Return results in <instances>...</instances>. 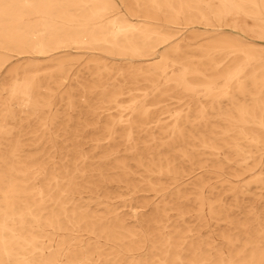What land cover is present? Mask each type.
Instances as JSON below:
<instances>
[{"label": "bare ground", "instance_id": "obj_1", "mask_svg": "<svg viewBox=\"0 0 264 264\" xmlns=\"http://www.w3.org/2000/svg\"><path fill=\"white\" fill-rule=\"evenodd\" d=\"M121 1L129 17L114 0H0V77L20 69L7 89L15 107L33 105L39 96H56L67 79L70 55L82 50L118 57L125 69L92 55L94 79L90 84L76 81L79 96H100L102 102L117 106L123 93L121 86L108 85L112 76L136 85L129 86L124 108L131 118L109 119L108 126L93 128L89 153L82 144L63 146L58 160H50V170L44 171L19 159L20 140L4 145L0 264H75L76 257L53 249L48 233L77 230L94 243L121 245L128 254L125 264H173L163 246L167 242L177 246L173 253H181L185 264H208L210 251L220 259L247 257L241 264H264V215L242 205L245 197L264 192V54L245 49L243 41L226 32L205 36L206 30L191 27L188 35L204 42L185 53L176 28L180 19L188 26L208 25L205 9L232 30L264 41V0ZM222 41L225 46L218 45ZM224 52L229 54L225 62L210 57ZM11 53L19 58L14 68L4 71V58ZM168 63L182 69L179 81L168 80L163 90L155 87L146 93ZM41 65L49 69L44 76L38 74ZM218 79L223 85L216 94ZM133 90L138 95L130 94ZM170 91L198 95L185 112L171 115L169 127L156 119V127L147 128L153 119L147 98L152 95L156 105ZM4 108L0 101V112ZM119 123L123 127L116 128ZM56 149L49 143L50 153ZM121 189L142 192L146 199L156 197L143 204L149 211L143 224L150 244L146 257L135 254L141 237L135 230L125 229L116 216L106 220L90 215L81 204L85 190L108 196ZM203 203L217 228L218 247L197 234L207 226ZM193 208L195 222L188 214ZM240 212L242 219L237 217ZM95 254L96 264H115L102 251Z\"/></svg>", "mask_w": 264, "mask_h": 264}, {"label": "rangeland", "instance_id": "obj_2", "mask_svg": "<svg viewBox=\"0 0 264 264\" xmlns=\"http://www.w3.org/2000/svg\"><path fill=\"white\" fill-rule=\"evenodd\" d=\"M114 1L118 10L125 16L129 17L128 13L125 11V4L123 1ZM203 12L207 14L208 25H204L203 22L202 25L192 24L191 26H188L182 19L179 20V24L176 28L180 29L179 33H177V38L181 39V46H183L181 49L182 51L185 53H191L197 48V45L204 42L202 39H194L188 35L186 29L191 27L195 30H206L207 32L205 33V36L213 34L221 35L222 32H226L231 38L243 41L246 45L245 49L250 47L257 54H264V41L250 39L255 37L254 34L246 33L243 30L234 31L225 26L222 20H217L207 10L204 9ZM261 16L263 17L264 14ZM158 22L164 24V21L161 18ZM225 41H222L221 43L219 42L218 45L225 46ZM94 52L95 51L82 50L79 53L71 54L69 67H67V79L63 80L64 87L57 92L56 96H39L36 103L33 105L29 104L27 107H15L13 100L7 96V89L9 88L11 82V76L19 72L20 69H13L9 75H6L4 78L0 77V101L5 105L4 110L0 112V152L2 148H4V145L12 142V140H20L22 148L19 150V159L31 161L36 169L39 168L44 171H49L51 167L50 160H58L57 152L61 147L82 144L83 148H85V152L89 153L88 145L91 144L90 139L94 135L92 133L93 128L102 129L108 126L109 119L115 121L120 119L124 121L127 118H131L129 116V110H124V108L128 105L130 97L128 93L130 85H125L124 81L118 75L112 76V80L108 82V85L114 84L115 86L122 87L121 89L123 94L118 96L117 101L119 104L117 106H111L108 105V103L102 102L100 96H79V92H77L76 88V81L80 80L84 84H90L94 79L92 74L94 72V64L89 62L92 60V55L93 58L98 59V61H103L107 65H113V68L115 69H125V64L122 63L120 58L113 56V59L101 54L98 51ZM194 53L196 55L201 54V50H196ZM228 55L229 54L224 52L210 57L215 59V62H218L222 58L225 62ZM17 58H19V56L15 53H11V55L9 54L6 56L4 58L5 61L2 69L5 71L7 69L14 68ZM236 58H239V56ZM131 61L137 64V60ZM205 63L206 62L203 61V64ZM41 64L47 65L45 63ZM42 65L37 70L39 75L44 76L48 73L49 69L43 67ZM181 72L182 69L180 66H172L171 63H168V67H166L164 72L154 82V86L148 89L146 93H150L155 87H157V91L163 90L165 88V83L168 80L171 84H176L179 81ZM222 85V79L215 81L216 94L220 92L219 90ZM130 87L135 89L136 85H131ZM66 92H72L73 96H59L60 93L64 95ZM130 94L138 95V92L133 90ZM197 95L198 91L186 95L170 91L167 93V96L159 99L160 103L156 105H154L155 101L152 95H150L147 98V110L153 119L151 120V123L147 125V128L151 129L156 127V119L161 120L160 123L162 127H169L168 125H170L172 121L171 115H174L177 112H185L187 104L190 102L191 105L195 100L194 96ZM182 96L191 97L187 100V98ZM52 121H54V123H52ZM122 125L123 123H119L116 125V128H121L123 127ZM30 139H33V141ZM104 142L105 141H102L101 143ZM116 142L121 143L119 140ZM49 143L56 145L57 149L55 153H50ZM34 147H36V150ZM263 154L264 153L261 154V157H263ZM9 158L12 160L15 159L10 156ZM38 179L39 178L35 180L36 185H39ZM114 192L116 193L108 196H102L89 193L85 190L84 193L80 194L83 198L81 200V204H85L87 206L89 211L88 213L90 215L104 216L107 218L106 220H111L115 216L121 219L125 229L135 230L139 235H141L140 242L138 244L140 247L135 254L139 253L143 254L145 257L148 256L147 254L150 244L147 239V229L144 228L143 224L149 216V211L148 207H144L143 204L147 201L148 204H151L156 197L146 199L144 198L142 192L132 193L124 189ZM203 204L204 220L207 222V226H202V228L197 231V234L199 232L201 239L209 237L213 244L218 247L219 241L217 240L218 237L216 235L217 228H215L214 224L211 223L206 205L205 203ZM242 205L252 207L257 214L264 215V192L256 191V193H253L250 197H245L242 201ZM195 213L196 211L194 208L188 213L193 222L196 221L194 218ZM237 217L241 219L243 218L241 212L237 214ZM186 235H189V233H186ZM48 237L51 239L53 249L56 250L59 255L66 253L76 257L74 262L75 264H96L98 262L95 254L96 251H102L104 253L103 256H106L110 263L125 264L127 259L128 254L124 252L121 245L116 243H105L103 241L94 243L87 237L86 233L81 230L74 231L71 234L63 232H50L48 233ZM163 246L165 247L166 255L170 258L173 264L186 263V260L182 258L183 255L181 253H173L174 249L177 248L176 245L167 242ZM221 247L225 252V246L223 245ZM224 256L225 253L221 258ZM247 261V257L244 259L234 258L232 260L229 258L220 259L217 258V256H215V254L211 251L206 260L208 264H212L214 262L241 264L242 262Z\"/></svg>", "mask_w": 264, "mask_h": 264}]
</instances>
